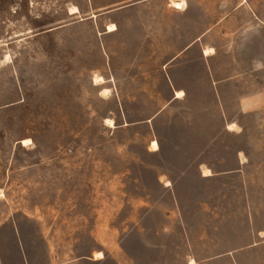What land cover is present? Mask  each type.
I'll use <instances>...</instances> for the list:
<instances>
[{
    "label": "rangeland",
    "instance_id": "rangeland-1",
    "mask_svg": "<svg viewBox=\"0 0 264 264\" xmlns=\"http://www.w3.org/2000/svg\"><path fill=\"white\" fill-rule=\"evenodd\" d=\"M147 1L0 0V264H264V0Z\"/></svg>",
    "mask_w": 264,
    "mask_h": 264
},
{
    "label": "crops",
    "instance_id": "crops-1",
    "mask_svg": "<svg viewBox=\"0 0 264 264\" xmlns=\"http://www.w3.org/2000/svg\"><path fill=\"white\" fill-rule=\"evenodd\" d=\"M172 2H180V3L182 2L184 4V7L182 8V10L181 9H177V8H175L172 5ZM158 3H159V0H148L147 3H146V6H152V5L157 6ZM166 7H169V8L171 7L175 11V13L184 12L187 9V5L185 3V0H174V1H171L169 3H166ZM240 7H241V4H238V5L234 6L233 8L230 7V8H228V9L225 10L224 15H222V16L219 17V19H218V25H219V30L220 31H221V29L224 28V32L226 34H228V32H229L228 35L235 36V35L232 34V30L230 28H228V23H230L232 21V18L234 16H236V14L238 13V10H239ZM169 8H167V9H169ZM252 23L250 24V26H253L254 25ZM169 25H170V27H173V24H168V26ZM206 32H208V31H205L204 35L206 34ZM173 44H174V46H173ZM193 44H194V41H192V42L184 45L182 47V51L183 52L187 51L188 49H190L192 47ZM171 45H172V48L177 49V42L175 41V43H174L173 37H172ZM177 51H178V49H177ZM205 51H207V52H205ZM178 54H179V52L176 53V55H174L171 58V60L173 61L175 58H177L178 57ZM202 54H203L204 57H209V56L214 55L215 52H214L213 49L208 48V49H203L202 50ZM179 91L183 92L182 89H176L174 92L176 93V92H179ZM175 97H176V94H175ZM227 126L228 127L232 126V123H229ZM207 176L208 175H204V177H207Z\"/></svg>",
    "mask_w": 264,
    "mask_h": 264
},
{
    "label": "bare ground",
    "instance_id": "bare-ground-1",
    "mask_svg": "<svg viewBox=\"0 0 264 264\" xmlns=\"http://www.w3.org/2000/svg\"><path fill=\"white\" fill-rule=\"evenodd\" d=\"M172 5L177 8V9H181L184 7V4L181 2H173ZM206 52V51H205ZM100 81V79H95V83H98ZM104 93L107 92V90L103 91ZM182 93L181 92H177L176 93V97H179ZM110 123V122H108ZM152 146L154 147V149H157V143L155 141L152 142Z\"/></svg>",
    "mask_w": 264,
    "mask_h": 264
}]
</instances>
